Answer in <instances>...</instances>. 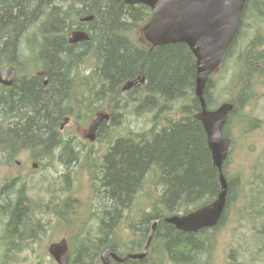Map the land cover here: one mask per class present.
I'll use <instances>...</instances> for the list:
<instances>
[{"label": "trees", "instance_id": "trees-1", "mask_svg": "<svg viewBox=\"0 0 264 264\" xmlns=\"http://www.w3.org/2000/svg\"><path fill=\"white\" fill-rule=\"evenodd\" d=\"M249 3L250 0L222 66L238 44ZM262 6L264 8V3ZM254 8L264 15V9L255 3ZM151 12L144 5L129 6L109 0H62L60 3L55 0H0V62L22 64V39L28 35L27 52L32 58H27V66L36 65L48 78V85L44 86L41 78L27 72V82L22 79L10 91L0 90L1 151L12 159L17 150L27 149L33 159L39 160L55 157L54 151L63 148L58 159L70 167L79 162L81 156L74 151L73 137L62 147L52 143L59 140L60 120L66 116L85 115L87 121L81 122L87 126L99 111L110 115L97 132V140L108 143L107 152L98 161L93 154L85 157L90 163L89 169L92 162L96 163L94 189L103 201L95 211L97 234L77 240L69 264H102L101 256L107 249L120 257L142 252L152 233L149 256L145 260L114 264H209L203 259L214 250L216 232L242 193V177L239 174L232 177L228 173L230 149L222 168L228 184L227 207L219 225L198 233H186L162 221L164 217L188 214L210 205L218 197L221 183L206 132L196 119L201 111L195 95L196 59L186 44L153 47L139 39L142 33L138 30L145 25ZM87 16H93L86 28L90 40L69 44L68 33L80 29L82 24L78 23V18ZM31 28L36 29V34L29 33ZM10 30L11 42L5 38ZM133 30L134 36L131 35ZM254 46L256 42L249 45L251 51L241 61L242 88L230 100L234 109L223 130L232 144L233 119L253 99L249 94L251 78H264V41L257 44L260 53H255ZM85 65H90V71L84 70ZM214 75L205 91L209 109L214 102ZM139 77L144 79L143 84L123 90L128 82ZM79 86L82 92L77 98L73 93ZM128 113L138 117L151 115L150 128L129 131L111 139L110 133L124 125ZM259 126L260 121L255 120L247 130ZM148 182L162 190L154 197L151 212L144 211L134 219L126 217ZM12 185H9L10 190L6 186L0 192V198L7 199L0 205V214L8 217L5 240L13 252H19L27 242L43 235L45 228L36 217L25 186L12 190ZM54 213L63 219L64 211ZM125 222L132 234L127 244L119 242L117 234Z\"/></svg>", "mask_w": 264, "mask_h": 264}, {"label": "rangeland", "instance_id": "rangeland-1", "mask_svg": "<svg viewBox=\"0 0 264 264\" xmlns=\"http://www.w3.org/2000/svg\"><path fill=\"white\" fill-rule=\"evenodd\" d=\"M55 1L60 3L62 0ZM254 3L264 9L262 6L264 0H250L245 15V27L240 33L238 44L232 51L231 58L213 77L215 93L212 109H216L222 103L231 102L230 100L240 93L243 64L241 61L251 51L249 45L256 42L255 53L261 52L257 44L260 45L261 41H264V15L255 10ZM29 30L30 34H36V29ZM11 33L10 30L5 37L8 39ZM134 33L135 30L131 35L134 36ZM27 40L28 35L22 39L24 58L22 64L18 66L23 75L27 72L36 75L40 68L36 65L27 66V58H32L27 52ZM29 64L31 65L30 62ZM89 66L85 65L84 70L90 71ZM257 79L251 78L252 90L249 94L253 99L234 117L230 131L234 142L231 144V158L228 160L227 168L230 176L239 174L242 177V193L231 205L226 219L216 232L214 250L203 259L209 264H264V78ZM81 92L82 87L79 86L73 96L78 98L77 95ZM174 106L176 107L173 105V108ZM150 118L151 115L138 117L128 113L124 125L111 132L110 138H117L129 131L147 130L151 126ZM255 120L260 121V126L248 131L250 123ZM79 121L84 125L85 122L81 121H87V118L85 115L82 117L79 115ZM59 132L57 135L59 140L66 142L69 138H74L75 141H72L74 151L81 156L80 161L70 167H66V164L58 159L61 148L54 151L55 157L39 159L36 169L32 167L33 157L30 151H25L27 149H23L25 152L12 159L5 158L7 153L0 149V192L6 186L10 190L9 185L12 183V190L25 186L36 217L45 228L43 235L35 241L27 242L22 248L24 251L21 249L19 252H13L10 243L5 240L8 217L0 214V264H57L48 251L52 243L68 239L72 251L75 250L78 239L92 238L97 234L95 211L103 201L96 196L94 189L96 163L92 162L89 169L90 163L85 157L87 154L90 156L93 154L98 161V158L107 152L108 143L105 144L103 140H97L94 144L83 143L81 138L74 137L75 133L70 128ZM16 161H20L21 164L18 165ZM161 191V187H155L148 182L125 216L134 219L144 211L151 212L154 197L156 198ZM12 198L14 199V196ZM6 200V197L0 198V205L5 204ZM250 203L253 205L250 206ZM65 207L70 210H63ZM54 211H64L63 219ZM117 234L119 242L127 244L132 240V234L127 230V222L120 227ZM127 250L126 248L125 251Z\"/></svg>", "mask_w": 264, "mask_h": 264}, {"label": "water", "instance_id": "water-1", "mask_svg": "<svg viewBox=\"0 0 264 264\" xmlns=\"http://www.w3.org/2000/svg\"><path fill=\"white\" fill-rule=\"evenodd\" d=\"M110 1H123L130 6L138 4L148 6L152 10V14L143 28L145 40L153 47L186 44L196 59L195 95L201 105V111L196 114V119L204 127L213 164L220 171L221 190L211 205L199 208L185 216H172L162 220L186 233H196L205 228L216 227L222 219L227 205L228 184L222 168L228 157L231 139L223 135V130L234 105L223 103L217 109L209 110L205 91L209 78L220 68L239 32L247 0ZM68 39L71 44H76L89 41L90 37L85 32L72 31L68 35ZM14 80L15 68L9 67L0 71V83L11 85ZM144 82L142 79L141 84ZM132 84V82H128L124 89L129 90ZM109 119L110 115L106 112L96 113L89 128L86 129V139L94 142L99 127ZM68 120L69 118L64 119L63 126L67 124ZM156 225L155 223L153 231H155ZM151 240L152 237L144 252L130 253L125 258L119 257L109 249L102 255V262L103 264H112L110 258L118 263L127 260H143L148 256ZM48 251L58 264L69 263V246L66 239L53 243Z\"/></svg>", "mask_w": 264, "mask_h": 264}, {"label": "flooded vegetation", "instance_id": "flooded-vegetation-1", "mask_svg": "<svg viewBox=\"0 0 264 264\" xmlns=\"http://www.w3.org/2000/svg\"><path fill=\"white\" fill-rule=\"evenodd\" d=\"M89 17H91V16H87V17H79L78 18V23L79 24H82V26L80 27V29H74V30H76V31H83V32H86V33H88L87 32V30H86V28L87 27H89V24L91 23V21H93V18L92 19H89ZM89 19V20H85V19ZM6 38V37H5ZM67 39H68V37H67ZM8 40H9V42H11V39L10 38H8ZM24 40H25V38H24ZM82 43V42H81ZM22 44H23V42H22ZM77 44H79V43H77ZM71 45H75V44H71ZM26 46H27V42H26ZM1 64H2V67H0V71L2 70V69H4V68H8V67H14L15 68V70H16V77H15V80L13 81V83L11 84V85H5V84H2V83H0V90H7V91H10L20 80H22V79H25V81L27 82V74H22L21 72H20V68H19V66H18V63L17 62H15V63H12V62H9V61H3V62H0ZM36 77H39V78H41V81L43 82V85L44 86H47L48 85V78L47 77H45V75H44V72H40V71H37L36 72V75H35ZM45 79H47V81H45ZM67 118H69V120H68V122H67V124L65 125V126H63V120H64V118L63 119H61L60 120V123H59V130L60 131H64L66 128H70V129H72V131H74V133H75V135H74V137L76 138H81L82 140H83V143L84 142H88L87 140H85V137H86V128H88V127H86V126H84V125H82L81 123H80V121H79V118L78 117H71V116H66ZM82 137H84V139L82 138ZM71 139L69 138L68 140H66V142H68V141H70ZM73 141H75V140H73ZM66 142H64V140H56L55 142L53 141L52 143H55V144H58L59 146H63L62 144H64V143H66ZM65 145V144H64ZM63 148H61L60 149V152L58 153L59 155H60V153H61V150H62ZM58 150V149H57ZM11 151H15V150H11ZM26 152H27V150H25ZM24 150L22 151V150H17V152H16V155L15 156H18V155H20L21 154V152H25ZM5 158H9L8 156L6 157V156H4ZM32 161H34L33 163V165L34 166H36L35 164H37V162L39 161V160H35V159H32ZM16 163L18 164V165H20L21 164V162L20 161H16ZM32 165V167L33 168H35L34 166ZM38 165V164H37ZM126 227V226H125Z\"/></svg>", "mask_w": 264, "mask_h": 264}, {"label": "bare ground", "instance_id": "bare-ground-1", "mask_svg": "<svg viewBox=\"0 0 264 264\" xmlns=\"http://www.w3.org/2000/svg\"><path fill=\"white\" fill-rule=\"evenodd\" d=\"M144 6H146V5H144ZM148 7V6H147ZM152 11V10H151ZM90 19H92L93 18V16H91V17H89ZM80 31V30H79ZM142 77H139L136 81H134V82H132L133 84H132V86H134V85H137V84H139V83H142ZM45 81H47V79H45ZM131 88V87H130ZM229 116V115H228ZM228 119V118H227ZM220 193V192H219ZM23 250V249H22ZM24 251V250H23Z\"/></svg>", "mask_w": 264, "mask_h": 264}]
</instances>
